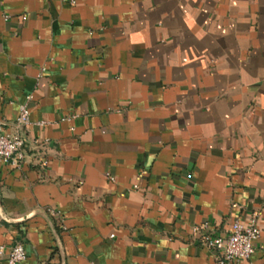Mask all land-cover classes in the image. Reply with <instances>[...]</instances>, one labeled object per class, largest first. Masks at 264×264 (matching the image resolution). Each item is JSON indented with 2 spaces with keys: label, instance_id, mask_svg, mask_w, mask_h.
Masks as SVG:
<instances>
[{
  "label": "crops",
  "instance_id": "1",
  "mask_svg": "<svg viewBox=\"0 0 264 264\" xmlns=\"http://www.w3.org/2000/svg\"><path fill=\"white\" fill-rule=\"evenodd\" d=\"M0 133V264H264V0H0Z\"/></svg>",
  "mask_w": 264,
  "mask_h": 264
},
{
  "label": "built area",
  "instance_id": "2",
  "mask_svg": "<svg viewBox=\"0 0 264 264\" xmlns=\"http://www.w3.org/2000/svg\"><path fill=\"white\" fill-rule=\"evenodd\" d=\"M75 3V0H69ZM46 66H43L42 73ZM19 105L17 122L21 126L30 124L29 100ZM25 139L20 134L0 133V160L18 166L25 157ZM46 163V161H44ZM138 187L137 185L135 186ZM257 213H253L248 223L239 220L232 223L231 230L226 234L207 233L202 236V244L216 252L217 264H239L250 259L255 252V241L260 236ZM208 224L196 227L195 231L207 228ZM113 237V235H112ZM27 252L21 242L13 243L9 248L8 264H23Z\"/></svg>",
  "mask_w": 264,
  "mask_h": 264
},
{
  "label": "water",
  "instance_id": "3",
  "mask_svg": "<svg viewBox=\"0 0 264 264\" xmlns=\"http://www.w3.org/2000/svg\"><path fill=\"white\" fill-rule=\"evenodd\" d=\"M43 213H45L46 214V216L48 217V215H47V213L46 212H43ZM4 217V216H3ZM5 218V217H4ZM48 220H49V217H48Z\"/></svg>",
  "mask_w": 264,
  "mask_h": 264
}]
</instances>
